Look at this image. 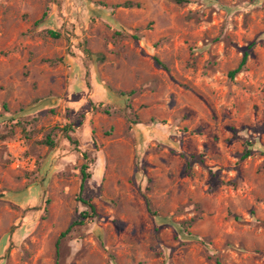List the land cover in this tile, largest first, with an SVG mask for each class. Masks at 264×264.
I'll list each match as a JSON object with an SVG mask.
<instances>
[{
  "label": "rangeland",
  "instance_id": "1",
  "mask_svg": "<svg viewBox=\"0 0 264 264\" xmlns=\"http://www.w3.org/2000/svg\"><path fill=\"white\" fill-rule=\"evenodd\" d=\"M0 264H264V0H0Z\"/></svg>",
  "mask_w": 264,
  "mask_h": 264
},
{
  "label": "trees",
  "instance_id": "2",
  "mask_svg": "<svg viewBox=\"0 0 264 264\" xmlns=\"http://www.w3.org/2000/svg\"><path fill=\"white\" fill-rule=\"evenodd\" d=\"M179 1L182 2V1H185V0H179ZM38 21H39V20H38ZM36 23H37V21L35 22V24H36ZM47 33H48L50 36L54 37V38L59 37V33L56 32V31H54V30H50V29H49V30H47ZM247 56H248V52L245 51V52L243 53L242 58H241L240 62L238 63V65H237L235 68L231 69V70L228 72V76H229V77H231V78L234 77V75H235L237 72L241 71V70L244 68V65H245V63H246V61H247ZM154 60H155V62H156L159 66L165 68V65H164V64H163V63H162L157 57H154ZM63 130H64V132H65V137H66V139H67L69 142H71V143H73V144H76V140L73 139L72 136L67 132V127H64ZM43 143H45V144L48 145L49 147H53V146L55 145V141H54V139H53V136H51V134L48 133V134L45 136V138H44V140H43ZM250 153H251V149H250V148H246V149L244 150V152L242 153V155H241V159L246 158L247 156L250 155ZM83 156L86 157V153H83ZM185 157H186V168H187V167H189L191 161H192L193 159H196L197 156H195V155H193V154H189V155H185ZM87 169H88V165H87V163H83L82 166H81V168H80V175H81V178H80V185H79V194L81 193V191H82L83 188H84V183H85V181L90 177V173L87 171ZM79 194H78V199H79L80 201H82V202L88 207V211H84V212H82V214H81L82 220H79V222H78V223H81V221H83V219H85V218H87V217L89 216V213H92V214L95 213V206H94L93 203L90 202L89 200H84V199H82V198L80 197ZM74 223H75V222H72V223L67 227V229H66L65 231L62 232L61 235H65V234L69 231V229L72 227V225H73Z\"/></svg>",
  "mask_w": 264,
  "mask_h": 264
}]
</instances>
